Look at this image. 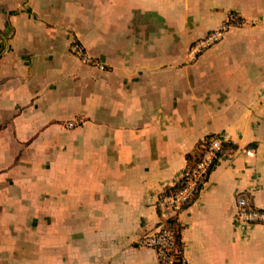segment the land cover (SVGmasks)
<instances>
[{
    "label": "crops",
    "instance_id": "crops-1",
    "mask_svg": "<svg viewBox=\"0 0 264 264\" xmlns=\"http://www.w3.org/2000/svg\"><path fill=\"white\" fill-rule=\"evenodd\" d=\"M230 13L248 25L190 62ZM263 93L264 0H0V264H159L156 199L217 134L182 256L264 264V225L236 219L264 209Z\"/></svg>",
    "mask_w": 264,
    "mask_h": 264
},
{
    "label": "built area",
    "instance_id": "built-area-1",
    "mask_svg": "<svg viewBox=\"0 0 264 264\" xmlns=\"http://www.w3.org/2000/svg\"><path fill=\"white\" fill-rule=\"evenodd\" d=\"M246 25H248L246 20L236 13H230L217 29L192 44L188 52L189 61H194L203 52L221 41L230 27ZM73 51L84 61H89V57L79 45H74ZM75 123H70L69 128L74 127ZM228 143H230V137L227 134H217L204 139L195 156L196 162L186 169L179 188L172 192H162L156 199V210L162 218L154 231L144 235L141 244L156 252L159 264H186L177 246L175 234L168 223L169 219L179 214L184 206L193 201ZM236 204L237 221L246 225H264V209L255 207L244 196L238 197Z\"/></svg>",
    "mask_w": 264,
    "mask_h": 264
},
{
    "label": "trees",
    "instance_id": "trees-1",
    "mask_svg": "<svg viewBox=\"0 0 264 264\" xmlns=\"http://www.w3.org/2000/svg\"><path fill=\"white\" fill-rule=\"evenodd\" d=\"M196 158L195 157H192V156H189L188 157V165L191 166L193 165L195 162H196ZM177 188H179V186H175V188L173 187V190H176ZM191 203V202H190ZM189 203V204H190ZM188 204V205H189ZM169 225H170V228L173 230L174 234H175V237H176V242H177V246L179 248V250L182 252V243H181V225L179 224L178 222V217L177 215H174L172 216L170 219H169Z\"/></svg>",
    "mask_w": 264,
    "mask_h": 264
}]
</instances>
